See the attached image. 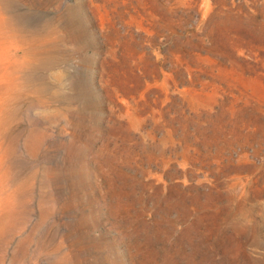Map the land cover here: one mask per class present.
<instances>
[{"label":"rangeland","instance_id":"1","mask_svg":"<svg viewBox=\"0 0 264 264\" xmlns=\"http://www.w3.org/2000/svg\"><path fill=\"white\" fill-rule=\"evenodd\" d=\"M0 264H264V0H0Z\"/></svg>","mask_w":264,"mask_h":264}]
</instances>
